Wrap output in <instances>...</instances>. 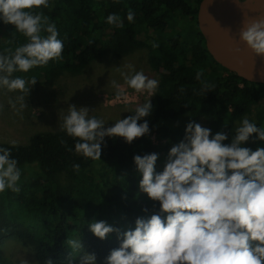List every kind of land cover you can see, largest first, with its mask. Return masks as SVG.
<instances>
[{"label":"trees","instance_id":"trees-1","mask_svg":"<svg viewBox=\"0 0 264 264\" xmlns=\"http://www.w3.org/2000/svg\"><path fill=\"white\" fill-rule=\"evenodd\" d=\"M200 2L50 0L51 7L43 12L59 31L58 38L64 43L63 60L50 61L28 73H13V77L52 82L60 72L82 73L108 53L122 57L133 50L146 49L149 64L160 73L151 99L152 113L138 121L147 120L150 131L131 144L124 138L105 137L101 160L95 161L77 154L76 140L63 129L36 132L27 143L15 146L0 140V147L11 149L19 169L26 163L38 162L42 170L31 181H23L21 174L19 192H4L0 244L7 237L19 239L33 248L38 264H44L49 257L54 264H67L71 252L67 239H80L85 252L107 257L121 240L116 232L105 240L97 238L89 230L90 222L105 221L121 232L134 230L138 217H150L160 209L159 202L140 191L142 175L134 163L135 155L157 153L156 171L162 172L170 148L185 137L183 127L174 122L184 119L206 118L212 135L226 133L228 139L222 143H231L234 123L264 97V83L249 81L214 59L198 24ZM129 9L135 13L132 22L127 20ZM112 13L121 17L123 27L106 22ZM27 42L13 25L0 21V54ZM200 70L201 80L214 85L212 91L205 92L201 80L196 79ZM259 127H264V114ZM259 142L255 134L249 148L255 151ZM74 164L80 166L78 171L73 169ZM62 176L67 184H63ZM82 254H74V264ZM0 264L13 262L0 255Z\"/></svg>","mask_w":264,"mask_h":264},{"label":"clouds","instance_id":"clouds-1","mask_svg":"<svg viewBox=\"0 0 264 264\" xmlns=\"http://www.w3.org/2000/svg\"><path fill=\"white\" fill-rule=\"evenodd\" d=\"M50 7V0H0V21L13 25L28 41L14 51L6 49L7 54H0V88L18 90L21 102L37 79L13 78V73H28L50 61L63 60L64 43L58 38L56 24L43 12ZM134 18L135 13L129 9L127 20L132 22ZM106 22L123 27L121 17L115 13L109 14ZM239 38L256 56L264 57V17L245 18ZM202 76V70L197 71L196 79ZM124 80L129 88L151 96L159 85L143 71L124 74ZM112 84L119 89L115 81ZM201 84L205 92L214 87L203 80ZM152 110L149 99L138 105L132 115L105 128V121L90 116L87 107L70 105L61 127L76 140L77 154L101 160L105 137L124 138L131 144L147 135V120L138 121L150 116ZM234 131L231 143L224 144L226 133L212 135L210 129L189 122L184 139L170 148L162 172L156 171L157 153L133 157L142 175L140 191L159 202L160 209L150 217H138L134 230L121 232L105 221L90 222L89 230L97 238L105 240L116 232L121 240L120 246L105 258V264H264V148L252 151L241 146L253 134L264 141V127L244 118ZM17 164L11 149L0 147V193L19 192L21 171ZM79 167L73 165L76 171ZM65 242L71 249L67 264H74V254L81 252L79 264H97L95 253L85 252L80 239ZM44 264L54 261L49 257Z\"/></svg>","mask_w":264,"mask_h":264},{"label":"rangeland","instance_id":"rangeland-1","mask_svg":"<svg viewBox=\"0 0 264 264\" xmlns=\"http://www.w3.org/2000/svg\"><path fill=\"white\" fill-rule=\"evenodd\" d=\"M256 10L255 6L252 9L239 8L238 18L241 27L245 18L255 17ZM136 71H143L147 77L159 82L160 73L149 64L148 51L139 49L122 57L108 53L91 63L82 73L74 75L60 72L52 82H38L23 102L18 99L21 95L18 90L10 92L0 88V140L24 144L36 132L60 130L63 116L67 114L70 105H76L77 108L87 107L89 115H96L105 121L106 128L114 126L117 120L123 119L128 112L149 99L151 101L153 97L148 92H137L125 83L124 74L131 76ZM113 81L120 86L119 89L113 87ZM118 91L122 94L119 97ZM21 103L24 104L23 107ZM262 114L264 97L253 106L250 113L234 123L233 137L235 127H238L244 118L259 127ZM189 122L199 123L202 127L210 129L204 117L198 121L191 119L175 121L174 124L181 125L185 131ZM254 136L255 134L241 146L249 148ZM158 143L154 138V144ZM257 148H264V141H260ZM20 171L23 181H31L42 174L38 162L26 163L20 167ZM61 178L63 184H67L68 180L64 176ZM3 195L4 193H0V204L4 203ZM0 255L10 259L13 264H38L33 248L14 237L5 238L0 244ZM96 258L97 264H105L106 257Z\"/></svg>","mask_w":264,"mask_h":264},{"label":"water","instance_id":"water-1","mask_svg":"<svg viewBox=\"0 0 264 264\" xmlns=\"http://www.w3.org/2000/svg\"><path fill=\"white\" fill-rule=\"evenodd\" d=\"M198 24L218 63L249 81L264 83V57L256 56L240 40L233 25L230 0H201Z\"/></svg>","mask_w":264,"mask_h":264},{"label":"bare ground","instance_id":"bare-ground-1","mask_svg":"<svg viewBox=\"0 0 264 264\" xmlns=\"http://www.w3.org/2000/svg\"><path fill=\"white\" fill-rule=\"evenodd\" d=\"M230 5H231V15H232L233 25L238 30V32L241 28V24L238 18V9L240 7H246L248 9H252L255 6L257 12L254 18L264 16V0H245V1L230 0Z\"/></svg>","mask_w":264,"mask_h":264},{"label":"flooded vegetation","instance_id":"flooded-vegetation-1","mask_svg":"<svg viewBox=\"0 0 264 264\" xmlns=\"http://www.w3.org/2000/svg\"><path fill=\"white\" fill-rule=\"evenodd\" d=\"M238 14H239V9H238Z\"/></svg>","mask_w":264,"mask_h":264}]
</instances>
